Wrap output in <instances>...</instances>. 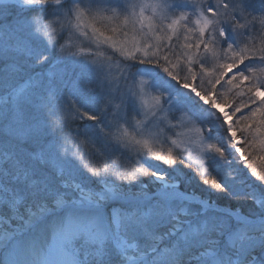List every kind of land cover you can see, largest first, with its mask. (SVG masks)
Listing matches in <instances>:
<instances>
[{
	"label": "snow or ice",
	"instance_id": "1",
	"mask_svg": "<svg viewBox=\"0 0 264 264\" xmlns=\"http://www.w3.org/2000/svg\"><path fill=\"white\" fill-rule=\"evenodd\" d=\"M0 264H264V0H0Z\"/></svg>",
	"mask_w": 264,
	"mask_h": 264
},
{
	"label": "rangeland",
	"instance_id": "2",
	"mask_svg": "<svg viewBox=\"0 0 264 264\" xmlns=\"http://www.w3.org/2000/svg\"><path fill=\"white\" fill-rule=\"evenodd\" d=\"M231 118V117H230ZM231 119H233V121H235V118H231ZM238 135H239V133H238ZM241 163H243L242 161H241Z\"/></svg>",
	"mask_w": 264,
	"mask_h": 264
}]
</instances>
